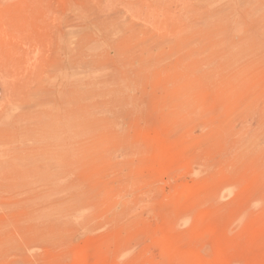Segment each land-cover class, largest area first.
<instances>
[{
	"label": "rangeland",
	"instance_id": "obj_1",
	"mask_svg": "<svg viewBox=\"0 0 264 264\" xmlns=\"http://www.w3.org/2000/svg\"><path fill=\"white\" fill-rule=\"evenodd\" d=\"M0 264H264V0H0Z\"/></svg>",
	"mask_w": 264,
	"mask_h": 264
},
{
	"label": "bare ground",
	"instance_id": "obj_2",
	"mask_svg": "<svg viewBox=\"0 0 264 264\" xmlns=\"http://www.w3.org/2000/svg\"><path fill=\"white\" fill-rule=\"evenodd\" d=\"M165 251V250H164Z\"/></svg>",
	"mask_w": 264,
	"mask_h": 264
}]
</instances>
